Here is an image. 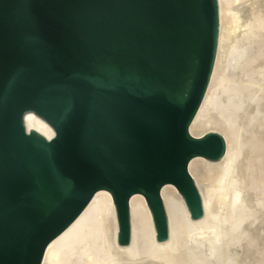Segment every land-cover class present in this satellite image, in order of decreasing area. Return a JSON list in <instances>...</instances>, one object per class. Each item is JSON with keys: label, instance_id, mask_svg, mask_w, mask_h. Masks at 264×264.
<instances>
[{"label": "water", "instance_id": "1", "mask_svg": "<svg viewBox=\"0 0 264 264\" xmlns=\"http://www.w3.org/2000/svg\"><path fill=\"white\" fill-rule=\"evenodd\" d=\"M218 0H0V264H41L48 242L99 188L120 245L142 193L158 241L161 186L203 215L189 159L219 158L193 136L217 50Z\"/></svg>", "mask_w": 264, "mask_h": 264}, {"label": "bare ground", "instance_id": "2", "mask_svg": "<svg viewBox=\"0 0 264 264\" xmlns=\"http://www.w3.org/2000/svg\"><path fill=\"white\" fill-rule=\"evenodd\" d=\"M218 5L215 60L189 124L193 136L225 140L219 158L188 162L203 215L192 218L182 193L164 183L169 236L158 241L147 200L134 192L130 241L120 245L115 202L99 188L48 242L41 264H264V0Z\"/></svg>", "mask_w": 264, "mask_h": 264}]
</instances>
